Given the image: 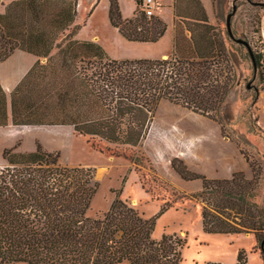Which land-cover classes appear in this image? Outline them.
<instances>
[{
    "label": "trees",
    "instance_id": "16d2710c",
    "mask_svg": "<svg viewBox=\"0 0 264 264\" xmlns=\"http://www.w3.org/2000/svg\"><path fill=\"white\" fill-rule=\"evenodd\" d=\"M109 2L111 25L129 42L153 44L165 35L167 25L143 13V0H136L134 16L127 20L118 1ZM77 5L18 0L0 15V63L15 50L36 59L13 92L0 86V264L182 263L185 241L153 237L158 219L176 201H165L156 216L146 218L117 196L107 213L89 216L99 187L95 170L71 167L69 141L48 144L43 132L71 141L79 133L144 146L173 195L201 205L204 233L253 235L252 252L264 264V159L233 128L228 99L242 78L235 71V53L228 54L215 38L211 57L196 46V57L188 60L178 54L114 60L100 45L75 38ZM254 32L263 45L259 53L249 43L254 60L239 45L246 48L253 73L263 78L261 18ZM55 56L59 68L78 80L73 91L48 83L56 75ZM45 81L51 91L41 88ZM259 96L255 90L256 105ZM163 106L176 115L160 128ZM181 182L199 188L188 191ZM235 264H249L245 250L238 251Z\"/></svg>",
    "mask_w": 264,
    "mask_h": 264
},
{
    "label": "rangeland",
    "instance_id": "374dc122",
    "mask_svg": "<svg viewBox=\"0 0 264 264\" xmlns=\"http://www.w3.org/2000/svg\"><path fill=\"white\" fill-rule=\"evenodd\" d=\"M71 1L78 3L76 26L80 29L75 38L79 41H94L97 38V43L114 60L153 59L167 47L169 48L167 39H163L156 45L136 44L125 40L109 21L108 0ZM212 1L214 12L211 13V18L216 24L213 29L217 30L215 38L228 54L235 53L238 63L235 71L239 75L242 74L240 87L235 89L228 99L233 116V128L238 135L251 141L259 156H263L264 159V130L259 126L258 105L254 104L255 90H258L259 94L263 92L264 77L261 78L253 73L246 48L229 37L226 27L227 17L233 11L235 4L238 8L232 19V30L235 37L247 40L257 52L261 53L263 49L261 38L259 33L254 31H258L259 20L264 11L262 9L264 0ZM91 2H94V5L92 9H89ZM124 3L129 4V0H123ZM129 5L131 11H125L123 14L132 17L135 9L134 5L132 7L131 4ZM158 6L162 8L161 3H156V10ZM172 7L165 8L169 15L173 14ZM3 12L4 7L0 4V14ZM206 20L209 19L206 18ZM181 35V32L177 30L178 43L183 41ZM193 39H195L194 36ZM178 56L182 60L196 57L194 53ZM60 64L59 57L55 56L56 75L50 76L48 83L54 81L63 90L73 91L78 80L73 79L72 73L61 70ZM45 83L47 81L42 85ZM48 83L46 86L41 85V88L46 87V91H51ZM261 114L264 123V101H262ZM175 115V109L163 106L159 111V127L163 128V125L169 122V117ZM49 134L51 133L41 134L48 144H54L58 140L62 143L69 141L71 147L69 165L71 167L82 166L95 170V180L99 187L92 201L89 216L98 217L107 213L117 196L136 208L146 218L156 216L165 201H176L175 206L158 219L153 237L159 241L163 236H177L185 241L181 264H235L237 253L241 249L247 252L249 264H263L260 256L252 252L257 245L253 235L205 234L202 230L201 205L195 201L178 200V196L173 195L174 190L165 185L154 172L144 146L133 148L123 143L111 144L100 137L81 136L79 133H74L72 141L67 136L58 139L55 134H53L55 137ZM158 145L161 146L160 143ZM163 170L162 167L161 171L164 172ZM181 184L188 191L199 188L197 183L181 182ZM261 195L264 197V187Z\"/></svg>",
    "mask_w": 264,
    "mask_h": 264
},
{
    "label": "crops",
    "instance_id": "0c3cea01",
    "mask_svg": "<svg viewBox=\"0 0 264 264\" xmlns=\"http://www.w3.org/2000/svg\"><path fill=\"white\" fill-rule=\"evenodd\" d=\"M15 1L18 0H7L6 2L1 0L0 4L4 7V12L0 15H4L6 13L7 6ZM67 1H71V0H67ZM118 2L120 5L123 18L125 20L132 19L134 14L132 17H130V16H124L123 13L125 11L126 12L131 11L129 4H131V7L132 5H134V9H135L134 13H135L137 8L136 0H129V4L128 3L123 4V0H119ZM156 3H161L162 5L161 9L158 6L157 10H155V16L160 18L167 25V31L165 35L157 43H153V44L131 42V43L143 44V45H156L159 44L163 39H167L169 42V48L167 47L160 54L154 56L153 59H149V60L168 59L170 56L175 54L187 55L189 53H196V46L198 47V51L202 56L211 57L213 55L215 51V31L217 30L213 29V26H216V24L212 21L211 18L212 15L211 13L214 12V6L212 0H156ZM93 5L94 2H91L89 9H92ZM171 6H173L172 7L173 14L169 15L168 12L165 10V8ZM109 9H110V2L108 8V17H109ZM92 13L93 12H91V14ZM206 18L209 20H206ZM77 19H78V5H77L76 21ZM76 21L74 26H76ZM115 29L119 33V30L117 28ZM177 30L181 32L182 34L181 36L183 37V41L180 42L178 47L176 45ZM198 32L200 33L202 32V33L200 34ZM193 36L196 39L197 45H195L194 41L192 40ZM261 36L264 44V12L261 16ZM97 41L98 39L95 38L94 41H89V42H94L98 44ZM133 60H137V59H133ZM35 62H36L35 58L29 56L28 54L23 53L20 50H15L13 54L5 62L0 63V86L6 91V93L10 94L11 92L14 91V89L20 84L23 78L34 66ZM42 62L46 63V60H43ZM262 101H264V91L261 92L258 102L259 126L262 130H264V123L262 121V114H261ZM202 230H203V226H202ZM208 235H214V234H208ZM248 236H252V235H248ZM255 244H256V240H255Z\"/></svg>",
    "mask_w": 264,
    "mask_h": 264
},
{
    "label": "water",
    "instance_id": "95a60500",
    "mask_svg": "<svg viewBox=\"0 0 264 264\" xmlns=\"http://www.w3.org/2000/svg\"><path fill=\"white\" fill-rule=\"evenodd\" d=\"M237 9H238L237 6L234 4L233 5V11L228 15L227 21H226V27H227L228 33L232 39H234V36L232 33V19L236 14ZM234 41L238 44L244 45L249 50V53L251 54L252 60H254V56L252 54V49H251L249 42H247L246 40H244L242 38L234 39ZM263 247H264V241H263Z\"/></svg>",
    "mask_w": 264,
    "mask_h": 264
},
{
    "label": "built area",
    "instance_id": "2783aa9c",
    "mask_svg": "<svg viewBox=\"0 0 264 264\" xmlns=\"http://www.w3.org/2000/svg\"><path fill=\"white\" fill-rule=\"evenodd\" d=\"M156 0H143V13L148 17L151 18L155 16L156 10Z\"/></svg>",
    "mask_w": 264,
    "mask_h": 264
}]
</instances>
